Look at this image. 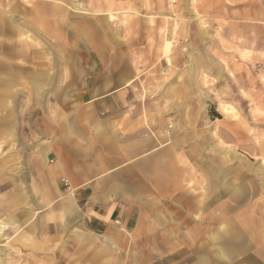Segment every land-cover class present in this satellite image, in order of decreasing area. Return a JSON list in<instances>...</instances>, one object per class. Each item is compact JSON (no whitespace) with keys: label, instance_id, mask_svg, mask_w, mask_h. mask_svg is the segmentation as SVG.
I'll return each instance as SVG.
<instances>
[{"label":"crops","instance_id":"0c3cea01","mask_svg":"<svg viewBox=\"0 0 264 264\" xmlns=\"http://www.w3.org/2000/svg\"><path fill=\"white\" fill-rule=\"evenodd\" d=\"M69 11L0 0V212L12 166L13 203L43 173L68 186L95 240L84 264H264V180L226 150L183 159L199 151L166 141L161 98L136 96L111 17L70 30Z\"/></svg>","mask_w":264,"mask_h":264},{"label":"rangeland","instance_id":"374dc122","mask_svg":"<svg viewBox=\"0 0 264 264\" xmlns=\"http://www.w3.org/2000/svg\"><path fill=\"white\" fill-rule=\"evenodd\" d=\"M38 1L70 10V30L81 16L111 17L102 32L132 57L136 96L161 98L166 141L199 151L183 159L215 162L226 150L230 164L264 180V0ZM6 170L0 264L92 262L85 248L95 240L78 236L83 220L64 181L55 177L51 187L44 173L30 187L24 181L22 202L13 203V168Z\"/></svg>","mask_w":264,"mask_h":264},{"label":"bare ground","instance_id":"6f19581e","mask_svg":"<svg viewBox=\"0 0 264 264\" xmlns=\"http://www.w3.org/2000/svg\"><path fill=\"white\" fill-rule=\"evenodd\" d=\"M2 227V225H0V228Z\"/></svg>","mask_w":264,"mask_h":264},{"label":"built area","instance_id":"2783aa9c","mask_svg":"<svg viewBox=\"0 0 264 264\" xmlns=\"http://www.w3.org/2000/svg\"><path fill=\"white\" fill-rule=\"evenodd\" d=\"M118 223V222H117Z\"/></svg>","mask_w":264,"mask_h":264}]
</instances>
